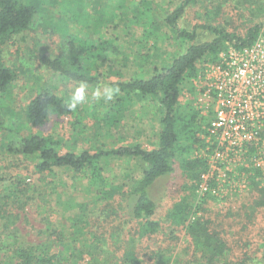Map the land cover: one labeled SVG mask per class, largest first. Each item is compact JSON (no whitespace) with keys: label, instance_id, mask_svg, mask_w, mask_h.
<instances>
[{"label":"rangeland","instance_id":"374dc122","mask_svg":"<svg viewBox=\"0 0 264 264\" xmlns=\"http://www.w3.org/2000/svg\"><path fill=\"white\" fill-rule=\"evenodd\" d=\"M20 1L34 5L37 12L27 31L14 34L0 44L2 63L14 74L7 92L0 94V107L5 119L4 127H0V264H12L13 254L19 247L39 243L52 246L54 242L46 230L55 228L48 223H56L54 221L60 219L64 201L86 202L88 209L92 210L88 215L92 217L90 229L93 231L97 227L107 230L109 234L114 233V229L118 230L120 238L114 234L107 241L108 251L113 257L120 256L127 247L148 258L150 250L157 245L169 247L167 243H173L172 237L178 235V243L172 244L171 249L179 255V263L192 260L193 252L184 231L173 230L174 233H170L165 220L174 203L182 196L189 197L194 207L207 196L201 197L196 191L191 194L184 187L185 176L178 162L174 172L160 179L150 190L151 197L157 203L154 219L162 224L165 236L143 240L141 244L133 236L135 225L125 224V202L120 194L114 196L109 209H104L101 204L94 209L95 202L84 191L87 182L84 173L73 174L66 170L39 173L35 168L38 162L36 157L10 154L6 146L13 137L39 134L62 141L61 153L80 150L93 153L135 144L144 150L156 148L161 116L156 101L131 94L124 96L128 102L117 107L114 105L122 94L104 103L102 100L94 101L92 93L110 83L146 79L153 67L161 69L170 66L172 60L191 45L209 40L211 35L197 29L194 41L177 40L174 31L164 22L165 14L177 5L174 0ZM248 1L193 0L179 20V27L192 31L196 25L221 26L242 37L250 26L264 25V0H260L258 6H252ZM67 35L78 36L82 46L87 48L89 43L97 39L114 43L117 52L106 51L109 62L102 64L91 58L97 54L95 51H83L82 66L87 69L88 75L98 77L100 84L88 85V102L79 105L75 111L61 116L50 114L44 126L33 127L27 121L25 107L40 90H50L68 105L79 85L40 64L41 57L48 55L70 66L74 54L66 52L65 55L62 49ZM229 47V44L225 45L219 54L226 52ZM147 56L149 64L138 67V62L141 63L139 57ZM190 86L194 88V79H186L180 86V108L188 107L191 102L195 106V93L189 91ZM195 147L191 158H203L202 146ZM143 169L144 165L136 159H112L105 166L106 181L108 184L125 186L123 189L127 190L131 180L139 178ZM254 175L248 179L247 193L222 201L205 199L203 209L211 211L209 215L215 224L221 222V208L226 210L230 205H239L250 192ZM260 187H264V176ZM105 213L110 214V220H103ZM258 219L259 225L264 224L263 215ZM59 222L61 225L71 224L65 220ZM256 231L258 228L253 231L252 241L255 240ZM132 237L135 243L131 242ZM262 242H255L257 248ZM53 250L57 248L54 246Z\"/></svg>","mask_w":264,"mask_h":264},{"label":"trees","instance_id":"16d2710c","mask_svg":"<svg viewBox=\"0 0 264 264\" xmlns=\"http://www.w3.org/2000/svg\"><path fill=\"white\" fill-rule=\"evenodd\" d=\"M174 1H177V5L165 14L164 22L174 31L176 39L192 42L196 39L197 29L207 31L211 38L191 45L183 54L173 59L170 66L161 69L153 67L146 79H130L108 85L118 88L119 94H122L114 106H123L128 102L125 97L131 94L150 97L156 101L161 114L156 148L144 150L135 144L111 150H96L93 153L86 150L61 153L62 141L39 134L13 137L6 146V151L10 154L36 157L38 162L35 168L39 173H52L57 170H66L73 174L84 173L87 181L84 191L87 195L90 194L95 202L94 209L98 204L103 205L104 209H109L114 196L120 194L125 202V224L135 225L133 236L141 241V244L143 240L165 236L162 224L154 219L157 203L151 197L150 190L156 182L171 175L178 162L185 176L184 187L193 194L197 190L202 173L206 170L203 158H191L195 146L200 148L203 145L200 134L204 132L202 126L205 125L206 119L195 109L192 102L188 107H179L180 86L186 79L195 80L204 64L217 62L225 45L247 47L264 27L261 24L252 25L242 37L228 32L221 26L196 25L192 31H187L179 27V20L193 0ZM229 1L232 0H225ZM248 2L252 6H258L260 0ZM36 12L34 5L25 4L20 0H0V44L8 41L14 34L27 31ZM102 41L94 40L87 48L82 46L78 36L67 35L62 49L65 55L66 52L74 54L70 66L67 67L59 58H51L48 55L41 57L40 64L73 82L100 84L98 77L88 75L82 63L83 51H95L97 54L90 56L91 58L102 64L109 62V55L105 52L115 53L117 47L114 43ZM139 61L141 63L138 62V67L149 64L148 56L139 57ZM13 80V72L3 65L0 58V94L7 92ZM189 91L194 93V88L190 86ZM71 112L68 105L48 89L40 90L25 107L27 121L33 127L44 126L50 114L61 116ZM4 125L5 119L0 107V127L3 128ZM128 158L136 159L144 165L141 176L133 178L127 190H124L125 186L122 185L108 184L105 166L112 159ZM261 178V173L256 172L251 178L250 192L239 205H230L226 210L221 208V222L217 221L216 224L209 215L211 211L203 209L205 199L213 201L215 198L201 199L195 207L187 196H182L174 203L165 221L170 233L183 230L189 239L193 258L184 263H179V255L174 254L170 247L178 243V235L172 237L173 243H167L169 247L157 245L155 249L150 250L148 258L127 247L120 256L113 257L108 251L107 241L114 234L120 238L118 230L114 229V233L109 234L107 230L103 231L100 230L101 227H97V230L93 231L90 229L92 217L88 215L92 210L88 209L86 202L64 201L60 219L55 220L56 223H48L55 228L46 230L54 244L50 247L44 243L19 247L13 254L12 264H264V224L259 225L258 222L261 215L264 217V187H260ZM110 219V214L105 213L103 220ZM62 220L71 224L61 225L59 221ZM255 228H258V231L252 241ZM257 240L263 241L259 248L255 244ZM131 242L135 243L136 240L132 237ZM54 246L56 251L53 250ZM254 246L256 248L252 249Z\"/></svg>","mask_w":264,"mask_h":264},{"label":"built area","instance_id":"2783aa9c","mask_svg":"<svg viewBox=\"0 0 264 264\" xmlns=\"http://www.w3.org/2000/svg\"><path fill=\"white\" fill-rule=\"evenodd\" d=\"M229 46L194 80V107L206 119L196 192L216 201L246 193L256 172L264 176V27L249 46Z\"/></svg>","mask_w":264,"mask_h":264},{"label":"clouds","instance_id":"9594fccd","mask_svg":"<svg viewBox=\"0 0 264 264\" xmlns=\"http://www.w3.org/2000/svg\"><path fill=\"white\" fill-rule=\"evenodd\" d=\"M88 84L85 81H80L78 87L74 90L71 95V101L68 104L70 111H75L79 105L88 102ZM119 94V89L112 86H103L102 88L96 89L92 93V99L94 101H103L109 103L115 99Z\"/></svg>","mask_w":264,"mask_h":264}]
</instances>
